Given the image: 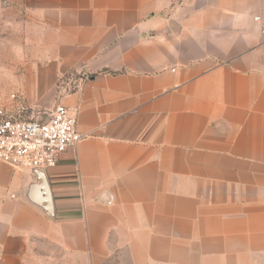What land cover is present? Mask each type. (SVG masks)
Wrapping results in <instances>:
<instances>
[{"label":"crops","instance_id":"1","mask_svg":"<svg viewBox=\"0 0 264 264\" xmlns=\"http://www.w3.org/2000/svg\"><path fill=\"white\" fill-rule=\"evenodd\" d=\"M6 4L5 78L86 137L0 161V264H264V0Z\"/></svg>","mask_w":264,"mask_h":264},{"label":"built area","instance_id":"2","mask_svg":"<svg viewBox=\"0 0 264 264\" xmlns=\"http://www.w3.org/2000/svg\"><path fill=\"white\" fill-rule=\"evenodd\" d=\"M15 109L0 108V161L19 170L54 168L59 156L86 136L77 131V110L57 105L50 112L23 117L26 110L14 94ZM46 118H42L43 115Z\"/></svg>","mask_w":264,"mask_h":264},{"label":"rangeland","instance_id":"3","mask_svg":"<svg viewBox=\"0 0 264 264\" xmlns=\"http://www.w3.org/2000/svg\"><path fill=\"white\" fill-rule=\"evenodd\" d=\"M7 1L8 0H0V108L15 109L17 103L11 100V95L15 94V96L18 97V101L23 104L25 101H23L22 96H19L18 92L13 90V85L5 78L7 76L5 74L8 72L5 65L10 61L11 56L17 57L16 53L11 52L12 44L13 42H19L18 37L14 39L10 37L12 31L7 22H9L11 13L7 9ZM37 112L43 113L49 111H31L29 108H26L25 111L21 112V115L23 117H30L32 113L36 115ZM46 117L47 115H43L42 118L44 119ZM30 253L31 257L28 259L27 264H86L85 261H80L71 257L65 258L61 253L54 250L51 245L45 242H36V244L31 246Z\"/></svg>","mask_w":264,"mask_h":264}]
</instances>
